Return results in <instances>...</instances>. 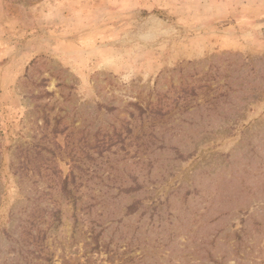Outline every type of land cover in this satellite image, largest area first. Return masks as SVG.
I'll use <instances>...</instances> for the list:
<instances>
[{
  "label": "rangeland",
  "instance_id": "1",
  "mask_svg": "<svg viewBox=\"0 0 264 264\" xmlns=\"http://www.w3.org/2000/svg\"><path fill=\"white\" fill-rule=\"evenodd\" d=\"M0 264H264V0H0Z\"/></svg>",
  "mask_w": 264,
  "mask_h": 264
}]
</instances>
